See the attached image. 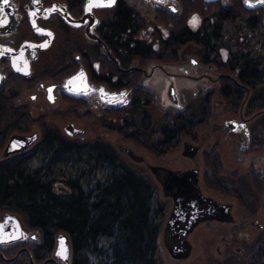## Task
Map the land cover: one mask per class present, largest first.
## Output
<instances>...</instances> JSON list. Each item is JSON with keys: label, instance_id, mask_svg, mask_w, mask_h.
<instances>
[{"label": "flooded vegetation", "instance_id": "af4514ba", "mask_svg": "<svg viewBox=\"0 0 264 264\" xmlns=\"http://www.w3.org/2000/svg\"><path fill=\"white\" fill-rule=\"evenodd\" d=\"M231 1L213 4L230 9ZM185 4L186 0H7L6 3L0 0V109L2 104L8 106L12 102L15 109L35 122L29 130L39 131L41 128L37 122L41 120L43 124L51 125L46 121L54 119L52 126L63 130L69 138L84 139L87 134L94 135L97 137L93 140L100 138L123 153L125 151L120 150V145L129 143L119 136L117 130H126L127 120L125 125L117 128L113 125V116L121 117L133 111L136 105L144 104L147 109L152 106L153 116L144 111L139 124L141 128L130 129L139 130L137 133L143 143L130 142L131 146H125L134 152H141V155L135 154L143 156L144 160L136 162L127 155L140 166L143 174L152 179L160 196L168 201V220L174 219V194L183 184L177 182L173 191H165L161 179L167 181L169 172L190 173L191 179L194 175L197 177L199 187V191L189 192L190 205L180 221L170 225L168 220L165 222L162 234L164 263L264 264V158H261L264 155V104H260L259 100L260 84L253 85L251 82L242 85L238 81L241 70L233 74L225 72L222 64H226L229 50L220 53L217 46L214 52H218V56L213 54L208 57V63L204 61V49L193 43L178 49L176 55L175 48L166 50L164 60L128 59V51H139L140 45L145 43L154 51L160 50L155 36L160 34L163 39L170 38V32L186 16ZM121 7L133 13L140 27L128 32V35H119L123 43L115 45L112 23ZM201 18L208 25L215 22L213 15ZM185 20L192 32L208 27L193 30L187 16ZM155 25L157 28H152ZM129 35L133 38L130 49L126 45ZM188 45H194L197 51L186 50ZM174 56L175 59H172ZM160 63H167L168 67L159 68L151 75ZM55 68L61 69L55 71ZM81 69L86 72L94 90L82 98H74L63 88V81ZM157 74L163 80L179 75L182 89L192 88L191 94H186L188 105L184 112L163 113L158 110L151 94L153 87L162 83L154 85ZM226 79L243 94L237 105L225 97L226 93L234 90L225 87ZM125 89H132V99L129 106L123 109L119 104L101 100L105 91L120 92ZM12 98L15 99L11 101ZM198 101L200 104H196ZM258 112L261 113L256 115ZM158 120L163 122L158 124ZM152 129L159 130L153 133L156 134L154 140L149 138L153 142L159 141L161 130L183 131L174 141L176 146L158 156L150 152V144L145 142L144 130ZM29 130L11 131L28 133ZM65 130L83 133L70 137ZM190 130L195 131L191 133ZM11 131L7 132L3 143L0 137V160L25 153L3 157L2 150L12 137ZM112 134L121 139L112 142ZM146 156L155 159L150 162ZM152 167L157 169L156 172ZM244 181L247 182L246 187L253 191L247 196L249 202H245L247 199L240 186ZM193 195L200 197L199 203H196L199 219L185 236L183 229L195 213ZM226 205H230L227 215ZM30 239L33 240L32 237ZM183 242L189 248V254L181 259L179 256H182L183 247H178ZM166 245L172 250V255ZM37 246L27 242L10 248L0 247V251L7 258H12L23 249H28L33 257ZM22 252L14 262L23 258L29 261L27 254ZM0 264H6L1 257Z\"/></svg>", "mask_w": 264, "mask_h": 264}, {"label": "trees", "instance_id": "16d2710c", "mask_svg": "<svg viewBox=\"0 0 264 264\" xmlns=\"http://www.w3.org/2000/svg\"><path fill=\"white\" fill-rule=\"evenodd\" d=\"M186 5V15L189 12L206 18L213 15L215 22L192 32L185 16L170 32L169 39L156 35L160 50L154 51L145 43L139 51H128V59L164 60L166 50L175 48L176 55L178 49L193 43L204 49V61L208 63V57L218 56L213 41L220 40L225 23L244 21L251 29L264 27L261 24L264 10L249 11L242 0H232L230 9L207 5L203 0H186ZM138 27L133 13L121 7L112 23L113 43L120 45L123 38L119 35H128ZM129 37L128 49L133 42L132 36ZM228 56L226 64H222L224 71L233 74L241 70L238 75L241 84H260L259 100L264 104V58H252L230 49ZM224 84L227 89H234L225 97L237 105L242 99L241 90L230 80L226 79ZM0 111V125L11 121L6 129L27 131L35 124L15 109L12 102L8 106L2 104ZM37 123L41 128L38 142L25 153L0 160V210L19 213L31 228L41 232V243L33 253L36 264L51 256L55 235L61 231L71 238L72 264H165L160 238L167 204L152 179L130 166L118 150L100 138H69L55 126L43 124L41 120ZM124 127L126 130H117L119 135L139 145L143 143L140 135L130 130L141 125L127 121ZM182 131L161 130L159 141L149 142L150 152L158 156L166 154L176 146L174 141ZM144 132L151 136L155 133ZM5 135L7 131L0 133L1 143ZM12 264L30 262L23 258Z\"/></svg>", "mask_w": 264, "mask_h": 264}, {"label": "water", "instance_id": "95a60500", "mask_svg": "<svg viewBox=\"0 0 264 264\" xmlns=\"http://www.w3.org/2000/svg\"><path fill=\"white\" fill-rule=\"evenodd\" d=\"M208 4H213L219 1L224 3H229L231 0H204ZM242 5L245 9L249 11L260 10L264 9V0H242ZM262 25L264 26V15L262 18ZM158 64V63H155ZM179 66L178 64L176 65ZM167 65L160 64L159 67L155 68L151 75L159 68L166 69ZM145 74L146 71L144 70ZM151 75L148 76V79L151 78ZM173 74H169L172 76ZM182 78L179 75H175L174 77H168L165 80H162V83L157 87H153V94L155 104L159 111L163 113L167 112H178L182 113L186 110L188 105V100L186 98V94H191V87L186 89H182ZM145 84V83H144ZM138 87L147 88L145 85H139ZM63 88L69 96L74 98H82L84 95L90 94L94 90V87L91 85L89 78L86 72L81 69L77 71L72 76L64 79L63 81ZM132 89H125L120 92H111L105 91L104 97L101 98L103 102L108 104H119L120 108H124L129 106L132 99ZM181 92V93H180ZM261 112H258V115ZM65 132L70 136L74 137L75 135L82 134V131L79 130H65ZM40 138V131L33 130L28 133H14L10 140L8 141L3 153V157H9L12 155H16L22 152H26L31 149L39 140ZM126 145L121 144L120 150L125 151L134 161L141 162L144 160L143 156H138L135 154L134 150L130 147H125ZM125 147V148H124ZM124 148V149H123ZM262 159L264 158L261 157ZM153 170L156 172V168L152 167ZM196 174V172H194ZM167 181L162 178L161 185L164 187L165 191H173V186L175 183L179 182L183 184L179 186V191L174 194V202H175V212H174V219L170 218L168 220V225L172 222L180 221L182 215L184 214L186 208H189V200L191 196H189V192L193 190L199 191V187L197 185V177L194 175L191 179L190 173H174L169 172L167 175ZM183 188V189H182ZM186 189V190H184ZM188 195V196H186ZM192 198L194 199L195 203V213L192 215L191 221L188 225L183 229L184 235L186 236L188 232H190L194 226L198 223L199 219V211L198 206L196 203H199L200 197L198 195H193ZM202 204V203H201ZM200 204V205H201ZM230 212V205L225 206V214L227 215ZM212 217L215 215L211 214ZM228 219H226L227 221ZM175 224V223H174ZM169 229V226L167 230ZM164 229L162 231V234ZM162 234L160 238V244L163 248L162 242ZM33 238L30 239V238ZM61 241H63V247L66 249L65 256H60L58 253L61 250ZM34 243L39 245L41 243V232L38 229L31 228L24 218L17 212L12 210H3L0 212V247L1 248H10L14 245L18 244H25V243ZM169 245V244H168ZM166 245L167 251L171 254L172 250L169 246ZM183 247V251H181L182 256H179L181 259H184L189 254V248L186 246L185 242L182 243V246H179L178 249ZM24 253L27 254L30 264H36L32 254L28 249H23ZM20 251L16 256L12 258H7L5 254L0 251V257L4 263L10 264L14 262L19 256L23 253ZM172 255V254H171ZM73 261V246L71 242V238L67 232L61 231L55 235V245L51 256L46 259L41 264H72Z\"/></svg>", "mask_w": 264, "mask_h": 264}, {"label": "rangeland", "instance_id": "374dc122", "mask_svg": "<svg viewBox=\"0 0 264 264\" xmlns=\"http://www.w3.org/2000/svg\"><path fill=\"white\" fill-rule=\"evenodd\" d=\"M206 9H211V8L210 7H206ZM187 12H188V9H187V5L185 4V13H187ZM213 12H214V10H213ZM186 16H187V18H189V21L188 22H189V25L192 27L193 30H197V29L202 28L204 26L207 27V25H208L207 22L204 19L201 18L203 16H201L198 13H190L189 12ZM199 16H201V17H199ZM194 17L198 21L195 24L192 23ZM161 23H164V22L161 21ZM152 28L156 29L157 28V25H155ZM152 28H150V31H152ZM155 39H156V43H159L160 44V42H158L159 39L157 38V36H155ZM148 40H149V38H148ZM213 42H214V45L217 46L218 52H220V53H226L230 49L231 51L237 50L240 53H245V54L247 53V54H249V57H252V58H255V57H262V58H264V27H263V29H258V28L251 29V28H249V27L246 26V24H245L244 21H233L231 24L225 23V31H223V33L221 34L220 40L219 41H213ZM188 47H187L186 50H188V51H190L192 53H194V52L197 51V48L194 45H190V46L188 45ZM193 50H195V51H193ZM160 64L167 65V63H160ZM60 69L61 68H59V69L58 68H55L54 70L55 71L56 70L59 71ZM162 80L163 79L161 78V76L159 74H157L155 76V79H154V85H157V84L161 83ZM189 102H190V99H189ZM196 104H200V101H198V103H196ZM136 107H137V109H135L133 111H130V112L124 114L121 117L120 116L119 117H114L113 116V118H114V120H113L114 127H117L118 128V127H121L122 125H125L126 120L129 121V122H134L135 124H140L142 122V116L145 113L144 111H146V114H151L153 116V114H152V112H153L152 106H150L149 109H147L144 104H140V106H136ZM153 119H155V118L153 117ZM48 120H50V119H48ZM48 120L46 121L47 123H51V125H54L53 124L54 122L52 121L54 119H52L50 121H48ZM158 121H159V122H157L158 124H160L161 122H163V121H160V120H158ZM9 122H7V123L4 122V124L0 125V133L3 132V131L9 132V131L12 130L11 127L8 128V129H6L7 124L8 125L9 124L11 125V121H9ZM57 122L59 124H61V122L59 120ZM3 129H5V130H3ZM31 131H33V130H29V132H31ZM60 131L63 132V130H60ZM112 131H115V130H112ZM132 131L139 133L138 130H131V132ZM152 131L153 132H157L159 130L152 129ZM108 132L110 134L113 133L111 131H108ZM14 133L19 134V132H12L11 135H13ZM155 135L156 134L152 135V137H151V136H149V134H147L146 135L147 138H145V139L148 140L147 143L153 142V141H150L149 138L151 140H154L156 138ZM111 136H112V142H118L121 139L120 137L122 135H119L120 137L119 136L117 137L114 134H112ZM95 137H97V136H94V135L93 136H90L89 134H87L84 139L85 140H93V138H95ZM79 139H81V138H78V140ZM122 139L126 140V138H123V136H122ZM125 142L126 143H129V144H126L127 146H131L130 142H132V141H128L127 140ZM3 150H2V152H3ZM135 152L137 154H139V155L142 154L141 152H139L137 150H135ZM121 154H122L124 160L130 166H132L135 169H137V170L140 171V166H138L134 161H132L129 158V156L127 155L126 152H123ZM147 157L148 156H146V159L147 160H150V162H151V159H155V158H152L151 156L148 157V158ZM140 172L142 173V171H140ZM144 175H146V174L144 173ZM246 184H247V182L244 181V182H241L240 183V186H241V190L243 192V196L247 199V200H245V202H249L247 196L252 195L253 191H252V189L246 187ZM228 186L229 187H232L231 185H228ZM162 199L167 204L168 201L165 200V198L163 197V195H162ZM168 205L169 204H167V214H166V217L164 219V224H163L164 226H165L166 220H168V218L170 216V205L169 206ZM164 226H163V229H164ZM167 264H168V262H167Z\"/></svg>", "mask_w": 264, "mask_h": 264}, {"label": "snow or ice", "instance_id": "6c2138e0", "mask_svg": "<svg viewBox=\"0 0 264 264\" xmlns=\"http://www.w3.org/2000/svg\"><path fill=\"white\" fill-rule=\"evenodd\" d=\"M4 2L6 3L7 0H4ZM197 22H198L197 19L194 17L192 23L195 24V23H197ZM65 254H66V249L63 247V241H61V250H60V252L58 253V255H60V256H65Z\"/></svg>", "mask_w": 264, "mask_h": 264}]
</instances>
